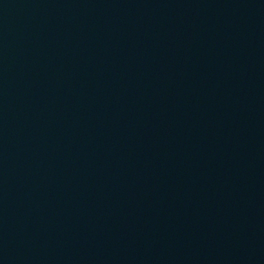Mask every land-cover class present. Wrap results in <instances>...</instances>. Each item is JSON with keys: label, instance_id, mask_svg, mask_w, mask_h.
I'll use <instances>...</instances> for the list:
<instances>
[{"label": "water", "instance_id": "water-1", "mask_svg": "<svg viewBox=\"0 0 264 264\" xmlns=\"http://www.w3.org/2000/svg\"><path fill=\"white\" fill-rule=\"evenodd\" d=\"M0 264H264V0H0Z\"/></svg>", "mask_w": 264, "mask_h": 264}]
</instances>
